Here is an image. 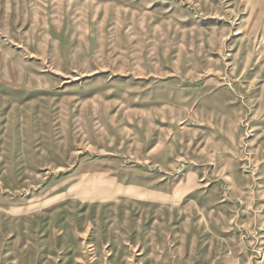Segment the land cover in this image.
Instances as JSON below:
<instances>
[{"label":"rangeland","instance_id":"374dc122","mask_svg":"<svg viewBox=\"0 0 264 264\" xmlns=\"http://www.w3.org/2000/svg\"><path fill=\"white\" fill-rule=\"evenodd\" d=\"M264 0H0V264H264Z\"/></svg>","mask_w":264,"mask_h":264},{"label":"built area","instance_id":"2783aa9c","mask_svg":"<svg viewBox=\"0 0 264 264\" xmlns=\"http://www.w3.org/2000/svg\"><path fill=\"white\" fill-rule=\"evenodd\" d=\"M258 45L261 47V49L264 52V27L258 34Z\"/></svg>","mask_w":264,"mask_h":264}]
</instances>
